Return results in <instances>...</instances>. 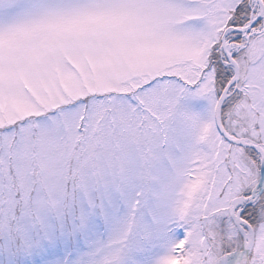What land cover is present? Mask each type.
Returning a JSON list of instances; mask_svg holds the SVG:
<instances>
[{
	"label": "snow or ice",
	"instance_id": "snow-or-ice-1",
	"mask_svg": "<svg viewBox=\"0 0 264 264\" xmlns=\"http://www.w3.org/2000/svg\"><path fill=\"white\" fill-rule=\"evenodd\" d=\"M0 264H264V0H0Z\"/></svg>",
	"mask_w": 264,
	"mask_h": 264
}]
</instances>
